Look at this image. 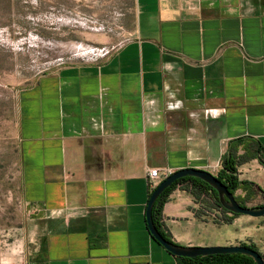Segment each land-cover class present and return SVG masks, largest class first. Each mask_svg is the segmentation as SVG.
I'll return each instance as SVG.
<instances>
[{"label":"crops","instance_id":"1","mask_svg":"<svg viewBox=\"0 0 264 264\" xmlns=\"http://www.w3.org/2000/svg\"><path fill=\"white\" fill-rule=\"evenodd\" d=\"M134 11L109 57L47 72L21 96L23 197L41 221L30 264H176L145 225L147 171L215 176L237 138L264 151V0H134ZM241 166L257 185L248 175L264 166ZM199 208L185 191L168 196L174 243L264 255L261 217L215 224Z\"/></svg>","mask_w":264,"mask_h":264},{"label":"rangeland","instance_id":"2","mask_svg":"<svg viewBox=\"0 0 264 264\" xmlns=\"http://www.w3.org/2000/svg\"><path fill=\"white\" fill-rule=\"evenodd\" d=\"M134 13V0H0V264H30L41 223L23 197L22 94L47 72L109 57L130 38ZM248 178L264 191L263 171ZM263 202L256 196L248 206Z\"/></svg>","mask_w":264,"mask_h":264},{"label":"trees","instance_id":"3","mask_svg":"<svg viewBox=\"0 0 264 264\" xmlns=\"http://www.w3.org/2000/svg\"><path fill=\"white\" fill-rule=\"evenodd\" d=\"M239 149L243 151L241 155L238 154ZM263 155L264 151L258 141L243 137L229 141L226 152L221 157V168L215 177L227 188L230 194L234 195L235 200L242 207L259 208L264 206V203L255 207L248 206V202L256 196H260L264 200V191L252 182L239 180V173L237 171L238 167L254 159H257L264 166V162L262 161ZM154 188H152L151 192ZM176 189L185 191L193 198L194 202L200 206V214L210 216V213H213L212 219L215 224L227 225L230 224L234 218L239 216L223 209L219 204L217 193L205 182L193 177L177 179L158 196L153 204L151 212L155 228L163 238L169 242L174 243L169 232L165 228L162 207L167 201L168 196ZM238 190L242 191V196L235 195ZM203 200L206 202L207 207H204ZM212 210L219 212L220 215H216ZM205 213H208V215ZM240 246H245L258 252L253 245L240 244ZM259 255L264 263V255L261 253H259ZM173 257L176 260V264H255L251 257L238 253L214 254L195 258Z\"/></svg>","mask_w":264,"mask_h":264},{"label":"water","instance_id":"4","mask_svg":"<svg viewBox=\"0 0 264 264\" xmlns=\"http://www.w3.org/2000/svg\"><path fill=\"white\" fill-rule=\"evenodd\" d=\"M184 177L197 178L208 184L216 193L220 206L226 211L235 215H246L252 218L264 216V206L259 208L242 207L235 200L234 195L230 194L227 188L216 179L214 175L207 171L196 170L192 168L176 171L165 177L159 182L151 192L145 208V225L151 237L163 247L169 254L175 257L195 258L198 256H208L214 254L238 253L251 257L255 264H264L258 252L245 246H209V247H189L181 246L167 241L155 228L151 212L153 204L158 196L168 188L174 181Z\"/></svg>","mask_w":264,"mask_h":264},{"label":"built area","instance_id":"5","mask_svg":"<svg viewBox=\"0 0 264 264\" xmlns=\"http://www.w3.org/2000/svg\"><path fill=\"white\" fill-rule=\"evenodd\" d=\"M146 178L148 180L149 185L154 188L159 182H161L164 178L159 175L157 169H150L146 173Z\"/></svg>","mask_w":264,"mask_h":264}]
</instances>
